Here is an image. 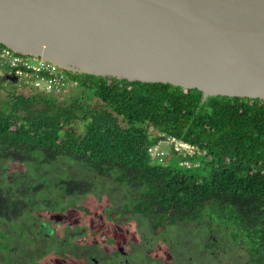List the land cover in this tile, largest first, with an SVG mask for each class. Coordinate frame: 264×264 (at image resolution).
<instances>
[{"label":"trees","instance_id":"1","mask_svg":"<svg viewBox=\"0 0 264 264\" xmlns=\"http://www.w3.org/2000/svg\"><path fill=\"white\" fill-rule=\"evenodd\" d=\"M64 72L80 94L11 90L0 100V160L39 167L75 161L93 177L128 187L126 210L155 231L221 225L234 246L247 250L249 264H264V101H204L199 90ZM9 80L18 88L20 81ZM168 137L191 154L173 145L162 161L152 157L150 149ZM22 180L18 174L0 187V220L9 225L36 209L47 187L29 173ZM59 182L55 188L70 195L96 187L91 180ZM210 243L199 247L214 249Z\"/></svg>","mask_w":264,"mask_h":264},{"label":"water","instance_id":"2","mask_svg":"<svg viewBox=\"0 0 264 264\" xmlns=\"http://www.w3.org/2000/svg\"><path fill=\"white\" fill-rule=\"evenodd\" d=\"M0 45L73 74L264 101V0H0Z\"/></svg>","mask_w":264,"mask_h":264},{"label":"rangeland","instance_id":"3","mask_svg":"<svg viewBox=\"0 0 264 264\" xmlns=\"http://www.w3.org/2000/svg\"><path fill=\"white\" fill-rule=\"evenodd\" d=\"M28 59L32 65H38L39 63L38 59L31 57ZM9 79L19 81L21 78L13 73V71L0 73V80H3V83L0 84V100H5L11 90L18 93L20 91L31 93L32 90L26 89L25 91L21 85H18V90L17 85H13ZM78 89L77 85L73 83L70 91L64 93L66 95L69 93L77 95V93H81ZM64 93L61 95H64ZM161 148L167 153L171 152L169 145L162 142L154 153L156 151L159 153ZM185 163L187 164L186 161ZM26 173H29V175L36 179L35 183L46 182L47 187L42 190L44 193L38 197L41 202L36 200L38 201V204L35 206L37 207L36 209L28 210L21 218L19 216L18 221L11 225L0 220V243L10 241L14 249V251H8L7 256L10 258L8 261L4 260L3 252L0 249V264H33L29 252L22 249L25 245L24 242L31 244L33 237L34 240L36 239L37 230L40 229V225L43 223L52 221L55 223V220H60L54 215L66 214L68 210L67 215L70 217L64 219L63 228L57 234L60 237L64 236L65 230H71V222L73 225L80 223L78 216H81L83 213L89 216L96 214L104 218L98 225L111 228L113 223L107 220L110 212L113 211L114 215L116 210L125 211L127 202L129 201L128 193L130 189L128 187L114 184L97 176L93 177L92 173L84 168V165L62 158L51 166L42 167L0 160V187H8L11 184V178L18 174H20V184H22V177ZM72 178L96 182L95 191L88 195H70L66 193L65 188H55L56 183L61 185L59 182L61 179ZM83 223H86L85 219H83L81 224ZM123 223L125 227L137 229L136 239L138 243H132L131 252L133 253V258L138 261V264H249L250 262L247 250L234 246L229 241L230 237L222 232L223 227L221 225L214 226L212 231H210L206 228L207 224L204 222H201L200 225L196 223H178L165 232L155 234L151 228V224L140 215H136L135 219L124 218ZM197 226L199 227L197 228ZM190 229L194 231L192 235L190 234ZM123 230L124 227H120V231L122 232ZM5 231L8 234L3 233ZM96 235L91 234L93 237ZM82 241L83 239L72 238L71 242L74 245L71 248L75 252H78ZM96 241L95 239H88L86 243L92 248ZM150 241L152 242L153 249L149 251L152 253L153 263L150 262L146 250L141 245L146 246ZM210 241L215 243H212L214 249L208 248V250L199 247L210 246ZM41 246L33 248L27 245L26 247L32 250V252L38 250L42 255L48 254L50 247L45 244V241ZM52 258L57 259L55 253L52 254ZM62 258L64 260L67 256ZM87 264L91 263L88 261Z\"/></svg>","mask_w":264,"mask_h":264},{"label":"flooded vegetation","instance_id":"4","mask_svg":"<svg viewBox=\"0 0 264 264\" xmlns=\"http://www.w3.org/2000/svg\"><path fill=\"white\" fill-rule=\"evenodd\" d=\"M129 205L133 204L129 203ZM131 210L132 209L122 212L116 210L114 215L113 211L110 212L107 220L113 223L111 228L98 225L104 218L99 217L96 214L89 216L86 213H83L81 216H78L80 218V223L73 225L71 222V230H65L63 234L64 236L60 237L57 234L59 230L63 228V224L65 223L64 219L69 217L67 215V210L66 214L54 215L60 219L55 220V223L52 221L40 225V229L37 230L36 239L34 240L33 237L31 244L24 242L25 245L22 249L29 252L33 264H87L88 261L91 264H138V261L133 258V253L131 252L132 243H138L136 239L138 233L137 229L128 228L127 226L125 227V224L123 223L124 218H136L137 214ZM83 219L86 220V223L81 224ZM39 224L41 223L39 222ZM120 227H124L122 232L120 231ZM151 228L155 234H160L167 231L170 227L166 228V230L162 229L160 232L155 231L152 225ZM3 233L8 234L7 231ZM91 234L97 235L93 237ZM72 238L78 240L83 239L82 244L78 248V252H75V250L71 248L74 245L71 242ZM88 239L97 240L92 248L86 243ZM44 241L45 244L50 247L48 250L49 253L46 255H42L38 250L32 252V250L26 247L27 245H30L33 248L37 246L42 247L41 244L44 243ZM141 245L144 250H146L150 262L153 263L152 253L149 251L153 249L152 242L150 241L146 246L143 244ZM0 249L3 252L4 260L8 261L10 259L7 256L8 251H14L12 243L10 241L0 243ZM209 249L212 248L210 247ZM54 253L57 259L52 258V254ZM66 256L67 258H64L63 260L62 257Z\"/></svg>","mask_w":264,"mask_h":264},{"label":"built area","instance_id":"5","mask_svg":"<svg viewBox=\"0 0 264 264\" xmlns=\"http://www.w3.org/2000/svg\"><path fill=\"white\" fill-rule=\"evenodd\" d=\"M28 58L29 56L15 53L8 48L0 50V73L13 71V73L21 78L19 79L21 83L18 81L19 86L21 85L23 89L26 88L36 92L61 95L64 92L70 91L73 87V82L68 80L66 73L59 67L40 59H38V65H32ZM164 143L171 147L174 145L176 151L191 154L192 149L189 146L175 142L172 137H168ZM157 147L150 149V155L152 157L161 158L167 154L162 148L159 153L158 151L154 153ZM158 160L162 161V158Z\"/></svg>","mask_w":264,"mask_h":264},{"label":"clouds","instance_id":"6","mask_svg":"<svg viewBox=\"0 0 264 264\" xmlns=\"http://www.w3.org/2000/svg\"><path fill=\"white\" fill-rule=\"evenodd\" d=\"M164 142H165V141H164ZM159 145H160V144H159ZM159 145H158V146H159Z\"/></svg>","mask_w":264,"mask_h":264}]
</instances>
